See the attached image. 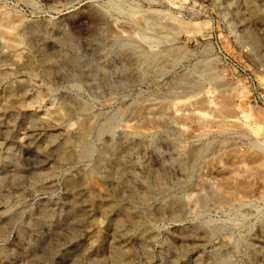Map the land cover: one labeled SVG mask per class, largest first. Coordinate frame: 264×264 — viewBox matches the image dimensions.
Listing matches in <instances>:
<instances>
[{
	"label": "rangeland",
	"instance_id": "374dc122",
	"mask_svg": "<svg viewBox=\"0 0 264 264\" xmlns=\"http://www.w3.org/2000/svg\"><path fill=\"white\" fill-rule=\"evenodd\" d=\"M0 264H264V0H0Z\"/></svg>",
	"mask_w": 264,
	"mask_h": 264
},
{
	"label": "bare ground",
	"instance_id": "6f19581e",
	"mask_svg": "<svg viewBox=\"0 0 264 264\" xmlns=\"http://www.w3.org/2000/svg\"><path fill=\"white\" fill-rule=\"evenodd\" d=\"M246 117V116H245ZM96 183V182H95ZM119 252V251H118ZM116 253V252H115ZM119 256V253H116V257ZM118 259V258H117Z\"/></svg>",
	"mask_w": 264,
	"mask_h": 264
}]
</instances>
